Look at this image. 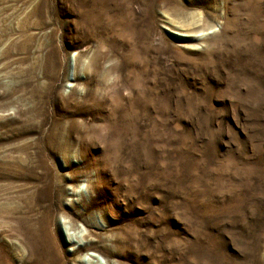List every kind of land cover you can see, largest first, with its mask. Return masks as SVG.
Wrapping results in <instances>:
<instances>
[{"label": "rangeland", "instance_id": "rangeland-1", "mask_svg": "<svg viewBox=\"0 0 264 264\" xmlns=\"http://www.w3.org/2000/svg\"><path fill=\"white\" fill-rule=\"evenodd\" d=\"M16 199L67 264H264V0H0V264Z\"/></svg>", "mask_w": 264, "mask_h": 264}, {"label": "bare ground", "instance_id": "bare-ground-1", "mask_svg": "<svg viewBox=\"0 0 264 264\" xmlns=\"http://www.w3.org/2000/svg\"><path fill=\"white\" fill-rule=\"evenodd\" d=\"M26 175V172H25ZM39 177V175H38ZM98 198L102 200H107L104 195H99ZM27 199L35 206L36 213L38 214V202L34 196H27ZM13 202H8L4 206V208L10 212L18 215L21 218L19 221V226L17 228V232L20 240V247L23 250L18 251V247L13 250L9 249L8 254L15 262L22 264H67V260L70 259V255L68 253H64L62 250L57 251L55 242L52 239L51 228L48 226L49 218H51V214H45L41 210H39V216H34L33 218H28L23 214V207L20 199L12 200ZM39 201V200H38ZM83 208H86L88 204H85L84 201L79 202ZM119 209V208H118ZM68 224L73 226V218H78L80 216L76 211H72L71 215L68 216ZM72 216V218H71ZM74 218V219H75ZM88 226V224L86 223ZM112 229V230H111ZM110 230L113 231V227ZM92 234L94 232L92 230L87 231L86 234H83V239H91ZM97 235V233H95ZM95 235V236H96ZM128 235V234H127ZM126 234H115L112 236L102 237L98 235V238L91 239L89 242V248L98 249L105 258H116L118 264H122V262H131L132 261V247H131V239L132 237H128ZM138 241L140 240L139 235L135 236ZM75 239H77V243H79L80 236L75 235ZM134 239V240H135ZM57 244V243H56ZM134 244V243H133ZM87 246V245H86ZM85 246V247H86ZM126 247V252L122 254L119 250L121 247ZM93 247V248H92ZM115 248L113 250L112 248ZM21 248V249H22ZM82 247H79L80 250ZM18 249V250H17ZM20 254V255H19ZM19 255V256H18ZM91 264H98L99 261H94V258L89 260ZM79 264H83L82 260L78 259ZM11 264V263H10ZM87 264V263H86Z\"/></svg>", "mask_w": 264, "mask_h": 264}]
</instances>
